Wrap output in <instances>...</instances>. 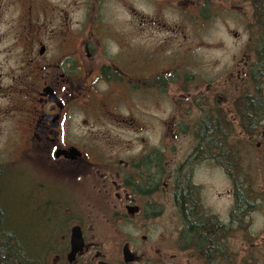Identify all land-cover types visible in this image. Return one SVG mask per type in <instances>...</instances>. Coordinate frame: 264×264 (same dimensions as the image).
Returning a JSON list of instances; mask_svg holds the SVG:
<instances>
[{
  "label": "flooded vegetation",
  "instance_id": "flooded-vegetation-1",
  "mask_svg": "<svg viewBox=\"0 0 264 264\" xmlns=\"http://www.w3.org/2000/svg\"><path fill=\"white\" fill-rule=\"evenodd\" d=\"M21 1L18 6L19 1L0 0V131L9 133L15 154L0 162V212L14 209L9 164L18 163L21 173L30 162L35 169L51 167L45 194L36 198L31 188L22 189L18 199L19 211L30 213L25 221L33 227L39 264H169L164 251L166 240L171 244L169 226L178 229L179 252L200 257L185 242L191 230L198 235V229L209 230L214 240L219 234L223 244L229 230L245 227L234 217L233 197L242 193L243 201L235 200L243 203L242 214L254 208L250 196L258 200L247 188L253 173L243 166L246 175L234 179L229 142L256 147L264 164V0H229L240 19L241 30L230 37L240 42L239 59L231 57L225 87L211 85L204 92L197 88L201 78L187 67L196 63L184 45L187 25L213 17L208 0ZM106 18L129 20V39L127 34L122 43L123 51L131 49L128 58L112 46L121 41L101 24ZM154 94L159 101L167 97V104L159 107L162 115L145 135L136 117L127 119L118 108L131 102L139 107L135 99ZM108 123V133L134 129L124 148L131 155L102 154L96 131ZM152 131L160 133L157 141L150 140ZM205 163L221 165L235 186L228 224L207 212L194 182L196 167ZM42 214L44 223L61 226L46 238L35 231ZM102 218L144 233L129 238L113 232L108 250L90 233ZM156 226L163 228L161 234ZM74 227L84 244L71 256ZM214 247L205 252L217 263L222 257Z\"/></svg>",
  "mask_w": 264,
  "mask_h": 264
},
{
  "label": "rangeland",
  "instance_id": "rangeland-1",
  "mask_svg": "<svg viewBox=\"0 0 264 264\" xmlns=\"http://www.w3.org/2000/svg\"><path fill=\"white\" fill-rule=\"evenodd\" d=\"M16 1H19V3H16ZM15 3L18 6L23 5L21 0H15ZM207 5L209 10L210 8H213V17L192 21L191 24L187 25L186 35L188 36V39L184 45V48L189 52L188 55L193 56L192 60L196 63L195 65H186L195 70L196 75L201 78L199 82L200 86L197 88H200L202 92L206 91L209 88L208 86L211 85L213 87H220L221 85L225 87V80L228 79L227 76L229 75L226 74L228 72L227 65L232 56H234L233 62L234 60H238L239 57L235 58V55H238L240 52L238 51L239 48H237V45L239 46L240 42H234L230 39L231 31L241 30V28H237V25L240 24V19L238 18V15L230 9L229 0H208ZM13 8L15 10L14 4L13 7H10L9 9L11 15L13 14ZM79 10H81V5L75 7V12L78 11L74 20L75 26H77V22H80L81 19L82 11ZM175 22L179 21L175 20L170 21L169 23L173 24ZM186 23L188 24V22ZM101 24L107 25L111 30L110 33H112L116 39L121 41V44L118 42L112 44L115 51L120 52L124 57H127V55L130 56L131 49L125 47V51H123L124 45L122 44L125 43L126 45L125 38L130 31L129 20H112L106 18L101 21ZM127 39H129V34ZM171 89L172 87L170 90ZM158 98H161V96L156 94L147 96L144 99L137 98L134 101L139 107H135L132 102L130 105L121 104L118 108V112H123V114L120 115L127 119H130L131 116L134 115L137 119L136 123L139 121L140 125L138 126L143 128L146 135L150 131L153 122L157 120V117L162 115L161 111L158 110L159 107L167 104V97H162V101H159ZM200 115L203 121L205 119V117H203L204 114L200 113ZM143 120L144 122H142ZM109 128L110 125L108 123L103 127V132H99L98 129L96 131V135L98 136V139H100V145L104 147L102 149V154H106V156L131 155L132 151L126 152L124 148L128 144V140L134 139V129H132L133 131L129 130V132H120L122 129H119L108 133L107 130ZM136 129L138 128L136 127ZM5 132L6 131H0V162H7L15 155L11 152L14 148L13 143L8 144L9 133ZM157 134L160 136V133L152 131V138H150V140L157 141V138H155ZM232 138L233 137H231V139ZM183 141L187 142V139L184 137ZM230 141V148L233 147V153L236 151L238 156L235 162H238V159L240 160V164L233 165L235 173L233 174L236 175L234 176V179L239 180V177H244L246 175L245 172H241V167L244 166L251 170L253 173L252 183H249L247 188L250 189L253 198H257L258 201L264 203V164L260 163L261 160L258 149L256 147L244 149L242 142L239 140L232 139ZM258 141L260 140H255V146ZM251 158H255V160ZM250 162L255 163L250 166ZM11 164L7 167L10 171L9 181L12 182L13 187V190L10 192V199L14 203V209L12 212L8 213L10 216L8 219L12 221V227L17 231L18 227L23 225L27 237H32L33 240H35V237L30 235L32 232L28 231V229L31 230L28 226L30 224L25 221L30 216V213L19 211V193L22 189L31 188L33 190L31 192L34 193L36 198L38 194H45L47 189H49L47 188V183L51 173V167L47 164H41L35 169L31 166L33 164L30 162V164H23L24 171L21 173V167L18 163ZM194 182L195 184L197 183L201 189L202 201L205 202L204 205H206L207 212L209 213V211H211L212 213H216L224 223L228 224L232 212L231 190L235 186L232 184L231 178L229 180V177L224 174L221 165H218L217 168L215 164L208 163L199 167L197 166L195 169ZM258 196H260V198ZM261 197L263 198L262 200ZM237 199V196L233 197L234 217L238 220H244L245 222L243 224L245 227L239 225L233 229V233L229 234L226 239L229 246L228 248L232 251L231 254L234 255V261L236 264H264V205H261V202L253 200L250 196V200L254 202V208L246 210L247 213L244 214L243 212V215L241 213L243 203L240 204V202L237 204L235 201ZM28 207L29 209H32L30 205ZM32 217L34 220L33 214ZM43 218L44 216L42 214L37 220L40 223L41 228L35 230L36 235H41L43 238H46L49 237L51 231L55 229L57 233V229L61 228V226H58V228L55 227L51 222H49V224L44 223ZM22 222H24L25 225ZM169 227L168 232L170 233L171 244L168 240H166L164 244V251L168 254L169 264H206L203 257H200L199 254L198 256L194 254L192 255L191 253L185 255L183 251H181L183 253L181 254L179 252L180 250L177 239L178 229L173 226ZM59 231L61 232L62 230ZM116 231L127 234L129 238L132 236L141 237L142 233H144L142 232L137 235L134 233L135 230L131 227L116 226L113 222H108L105 218H102L101 222L99 224L97 223L90 233L92 234V232H94V234H96L95 237H97L98 241H102V246L107 243L106 249L109 250L113 232ZM162 231L163 228L156 226V234H161ZM174 237H176L175 240ZM173 253L179 254L174 255ZM251 261L254 262L251 263ZM158 264H160V262H158Z\"/></svg>",
  "mask_w": 264,
  "mask_h": 264
},
{
  "label": "trees",
  "instance_id": "trees-1",
  "mask_svg": "<svg viewBox=\"0 0 264 264\" xmlns=\"http://www.w3.org/2000/svg\"><path fill=\"white\" fill-rule=\"evenodd\" d=\"M219 132L224 133V135L226 136V133L224 131ZM223 147H225L224 150L227 151L226 143ZM237 157V153L236 151H234V165H236L237 163L235 162ZM239 199L243 201L242 193H239ZM9 217L10 216L8 214L0 212V264H39L40 261L37 259L35 249L36 243L34 244L33 238L29 236L27 237V233L25 232L24 227L19 226L18 231L13 228L12 221L8 219ZM210 221L211 218L208 216L206 222L209 225L212 224L211 222L213 220L211 222ZM29 227L31 228V230L28 229V231L33 232V227ZM191 231L192 236L187 238L185 242L186 244L194 245L195 248L200 251V254L205 260L206 264H236L234 261V255L231 254L232 251L228 248L229 246L227 242L225 241V243L222 244L219 234L217 235L218 237L214 240V234L210 233L209 230L198 229L197 231H199V235L196 234L195 230ZM232 233L233 229L228 231V235ZM30 235L32 236V233ZM199 245H202L201 249ZM215 245L217 246L216 253H218V255L220 254L222 257V260L218 261L217 263L215 257H211L209 253L205 252L208 249L210 251V248H215ZM253 262L254 261H251V263Z\"/></svg>",
  "mask_w": 264,
  "mask_h": 264
},
{
  "label": "water",
  "instance_id": "water-1",
  "mask_svg": "<svg viewBox=\"0 0 264 264\" xmlns=\"http://www.w3.org/2000/svg\"><path fill=\"white\" fill-rule=\"evenodd\" d=\"M83 244L84 241L79 227H74L72 229V237H71V245H72L71 256H74V254L83 247Z\"/></svg>",
  "mask_w": 264,
  "mask_h": 264
}]
</instances>
